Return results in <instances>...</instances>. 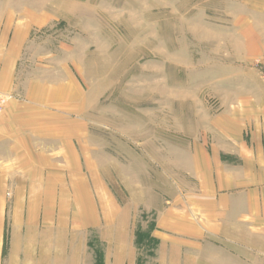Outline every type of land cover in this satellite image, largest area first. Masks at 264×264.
Here are the masks:
<instances>
[{
    "label": "rangeland",
    "instance_id": "374dc122",
    "mask_svg": "<svg viewBox=\"0 0 264 264\" xmlns=\"http://www.w3.org/2000/svg\"><path fill=\"white\" fill-rule=\"evenodd\" d=\"M217 6L215 0H0V35L22 47L19 72L32 73L51 99L30 112L42 166L32 176L51 184L29 192L80 197L58 201L56 209L87 225L89 264L227 259L211 245L221 243L205 238L192 245L195 235H176L170 225L178 212L187 215L186 200L202 193L193 145L206 138L208 118L220 108L212 84L243 62ZM259 63L264 58L242 66L260 80ZM35 88L41 98L43 87ZM0 94L11 97L4 110L25 100Z\"/></svg>",
    "mask_w": 264,
    "mask_h": 264
},
{
    "label": "crops",
    "instance_id": "0c3cea01",
    "mask_svg": "<svg viewBox=\"0 0 264 264\" xmlns=\"http://www.w3.org/2000/svg\"><path fill=\"white\" fill-rule=\"evenodd\" d=\"M215 1L243 62L229 79L212 84L220 108L208 118L206 138L193 145L202 193L186 200L189 215L178 212L170 225L176 235H195L192 245L205 238L221 243L211 245L228 252L223 264H264V81L259 70L260 80L242 66L264 58V0ZM21 48L0 37V93L25 99L23 105L12 101L0 115V264H89L87 225L56 209V202L80 197L28 189L51 184L49 177L43 182L32 176L42 166L34 156L41 152L32 147L39 135L30 113L51 99L32 73L19 72Z\"/></svg>",
    "mask_w": 264,
    "mask_h": 264
},
{
    "label": "built area",
    "instance_id": "2783aa9c",
    "mask_svg": "<svg viewBox=\"0 0 264 264\" xmlns=\"http://www.w3.org/2000/svg\"><path fill=\"white\" fill-rule=\"evenodd\" d=\"M258 68L261 72L263 81H264V63H259ZM8 95H2L0 94V115L2 114V111L4 110L5 104L8 102L11 97H7Z\"/></svg>",
    "mask_w": 264,
    "mask_h": 264
}]
</instances>
